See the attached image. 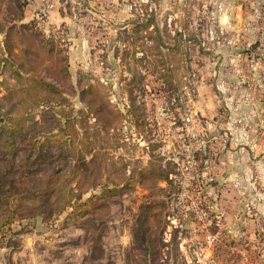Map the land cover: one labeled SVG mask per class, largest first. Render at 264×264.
Masks as SVG:
<instances>
[{"label": "rangeland", "instance_id": "rangeland-1", "mask_svg": "<svg viewBox=\"0 0 264 264\" xmlns=\"http://www.w3.org/2000/svg\"><path fill=\"white\" fill-rule=\"evenodd\" d=\"M0 264H264V0H0Z\"/></svg>", "mask_w": 264, "mask_h": 264}, {"label": "trees", "instance_id": "trees-1", "mask_svg": "<svg viewBox=\"0 0 264 264\" xmlns=\"http://www.w3.org/2000/svg\"><path fill=\"white\" fill-rule=\"evenodd\" d=\"M144 21H142V22H140V24H137L136 26H135V28H133V30H132V38H133V41H132V43H133V47L131 48V49H124V51H125V54L127 55V56H129L131 59H133V62H138V63H141L142 62V58L141 57H135V55H136V53L137 52H142L143 53V51L145 52V53H143V54H145V56H154L155 54H154V52H153V49H147V50H144L143 48H142V45H139V43L137 42L140 38H139V35H138V31L139 30H137L138 29V27H140V26H143V28L145 29V28H147V26H148V20L146 21V23H143ZM140 25V26H139ZM148 37H151L150 35L148 36ZM160 47H158L157 49H159ZM174 47H169V50H172ZM158 52H159V50H158ZM124 54V55H125ZM161 54V53H160ZM167 55H169L168 53H166ZM161 55H163L164 56V54H161ZM166 70L168 71L169 69L168 68H166ZM166 70H164L165 72H163V76L165 77V76H167V75H169V76H171V73H166ZM135 79V76L133 75L129 80H128V82H127V85H129V88L132 90V82H133V80ZM133 100H134V97L132 96V95H130V101H131V106L132 105H134L133 104ZM134 110H135V108L133 107L132 109H131V112H134ZM129 113H130V108H128V110H127Z\"/></svg>", "mask_w": 264, "mask_h": 264}]
</instances>
